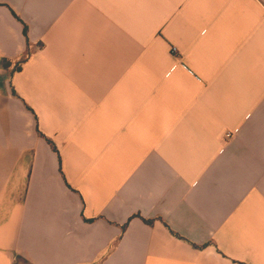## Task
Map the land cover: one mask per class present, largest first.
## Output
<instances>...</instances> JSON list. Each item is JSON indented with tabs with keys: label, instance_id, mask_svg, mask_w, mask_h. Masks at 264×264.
I'll return each mask as SVG.
<instances>
[{
	"label": "crops",
	"instance_id": "0c3cea01",
	"mask_svg": "<svg viewBox=\"0 0 264 264\" xmlns=\"http://www.w3.org/2000/svg\"><path fill=\"white\" fill-rule=\"evenodd\" d=\"M0 264H264V0H0Z\"/></svg>",
	"mask_w": 264,
	"mask_h": 264
},
{
	"label": "trees",
	"instance_id": "16d2710c",
	"mask_svg": "<svg viewBox=\"0 0 264 264\" xmlns=\"http://www.w3.org/2000/svg\"><path fill=\"white\" fill-rule=\"evenodd\" d=\"M25 34L27 35V27H25ZM29 44V43H28ZM22 61H24V60H22ZM8 65V63H6V66Z\"/></svg>",
	"mask_w": 264,
	"mask_h": 264
}]
</instances>
